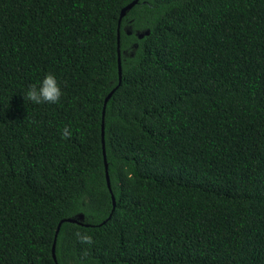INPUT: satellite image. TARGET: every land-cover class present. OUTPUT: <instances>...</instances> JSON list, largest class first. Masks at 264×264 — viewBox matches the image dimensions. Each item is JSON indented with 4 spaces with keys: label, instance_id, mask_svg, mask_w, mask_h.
Masks as SVG:
<instances>
[{
    "label": "trees",
    "instance_id": "obj_1",
    "mask_svg": "<svg viewBox=\"0 0 264 264\" xmlns=\"http://www.w3.org/2000/svg\"><path fill=\"white\" fill-rule=\"evenodd\" d=\"M133 1L0 0V264H264V0Z\"/></svg>",
    "mask_w": 264,
    "mask_h": 264
},
{
    "label": "clouds",
    "instance_id": "obj_2",
    "mask_svg": "<svg viewBox=\"0 0 264 264\" xmlns=\"http://www.w3.org/2000/svg\"><path fill=\"white\" fill-rule=\"evenodd\" d=\"M63 95L62 89L58 83L56 76L53 73H48L44 76L42 81L37 84H32L27 92L23 94L24 101H29L36 105L41 104H57L60 102ZM72 136V130L70 127L65 126L61 131L62 139H69ZM76 239L81 244L92 245L94 239L87 232H81L77 230L75 232Z\"/></svg>",
    "mask_w": 264,
    "mask_h": 264
},
{
    "label": "water",
    "instance_id": "obj_3",
    "mask_svg": "<svg viewBox=\"0 0 264 264\" xmlns=\"http://www.w3.org/2000/svg\"><path fill=\"white\" fill-rule=\"evenodd\" d=\"M139 0H134L131 4H129L127 7H125L124 9H122L121 11V17L123 16V14L125 13V11L127 9H130L134 4H136ZM119 56V54H118ZM118 77H119V84H120V80H121V67H120V59L118 58ZM118 84V85H119ZM115 90V89H114ZM111 91L107 97L105 98L104 100V106H103V116H104V112H105V106L107 104V101L109 100V98L111 97L112 93L114 92ZM102 152H103V159H104V168H105V175H106V181H107V185H108V188L110 189V184H109V178H108V171H107V163H106V158H105V147H104V140H103V125H102ZM112 204H113V209L115 207V200L114 198L112 197ZM63 222H68V223H78L77 221L73 220V219H65V220H62L58 226H57V229H56V233H55V239H56V236L59 232V229H60V226ZM54 244L52 246V258L54 261H56V258H55V252H54Z\"/></svg>",
    "mask_w": 264,
    "mask_h": 264
}]
</instances>
